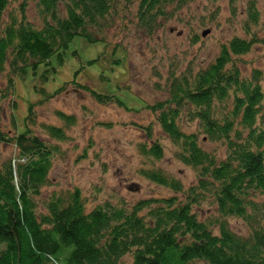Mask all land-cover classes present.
Returning <instances> with one entry per match:
<instances>
[{
	"label": "trees",
	"instance_id": "trees-1",
	"mask_svg": "<svg viewBox=\"0 0 264 264\" xmlns=\"http://www.w3.org/2000/svg\"><path fill=\"white\" fill-rule=\"evenodd\" d=\"M28 1L0 0V76L13 92L15 79L35 76L40 82L34 89L42 93L27 102L21 126L16 120L12 132L0 126V145L15 150L14 155L0 156V264H122L124 254L130 264H264L263 73L259 68L246 73L239 66L240 55L261 41L250 28L258 17L254 2L246 5L243 35L220 44L214 58L192 72H176L171 64L166 96L143 104L174 145V156L193 170L194 180L185 185L149 163L138 173L169 188V195L90 205L77 186L41 195L52 161L60 154L64 127L75 117L57 110L62 125L40 123L42 137L27 123L34 119L32 102L68 83L82 86L75 77L82 70L92 75L94 84L83 87L96 101L128 109L111 88L109 74L122 65L124 49L116 43L108 47L109 31L124 22L137 37H148L189 0H31L37 20L26 14ZM75 36L102 43L104 50L47 92L44 84L55 76L52 61L63 63ZM104 53L106 68L84 69L93 68ZM96 78L99 89L94 88ZM179 118L195 121L194 127L183 128ZM152 121L132 123L149 141L138 144L149 161L162 155ZM203 139L218 143L222 155L202 147ZM204 203L212 207V216L201 217ZM231 217L242 220L246 230L232 229Z\"/></svg>",
	"mask_w": 264,
	"mask_h": 264
},
{
	"label": "rangeland",
	"instance_id": "rangeland-1",
	"mask_svg": "<svg viewBox=\"0 0 264 264\" xmlns=\"http://www.w3.org/2000/svg\"><path fill=\"white\" fill-rule=\"evenodd\" d=\"M250 1L254 2L258 13L257 21L250 23V28L261 41L253 43L247 52L240 55L239 66L246 73L252 68H259L263 73L260 82L264 88V0H189L180 9L169 13V17L163 19L162 26L148 37H137L133 29L124 22L123 25L119 22L109 31L108 47L116 43L115 46H122L124 49L122 65L114 66L113 74H109V79H112L111 88H116V94L123 98L128 109L114 102L96 101L83 87L94 84L92 75L88 72L85 74L82 70L75 74L82 86L68 83L58 93L40 102L33 101L34 119L32 123H27L42 137L46 136L40 123L62 125L56 114L57 110L72 113L75 117L73 122L64 127L66 136L59 142L60 154L52 161L48 183L42 188L41 195L44 197L51 190H67L77 186L90 205L102 200L112 202L124 199L133 202L142 197L169 195V188L138 173L140 166L147 167L150 164L185 185L192 182L193 170L174 156V145L160 132L152 121L153 116L144 109L143 104H151L166 96V74L171 64H176V72H192L211 61L219 51L220 44L234 35H243L242 24L246 19V5ZM12 3L16 6L15 2ZM26 14L28 18L37 20L31 0L27 3ZM203 30H206L204 35ZM73 50L76 54H72ZM103 50L102 43H87L75 36L69 43L63 63L59 65L52 61L55 76L44 84L46 91L54 90L61 82L69 79L74 70L87 59ZM107 58L104 53L93 68L84 66V69L101 71L106 68ZM104 72L106 74L108 71ZM114 81L119 87L113 84ZM39 82L37 77L27 74L15 79L13 92L6 89L10 87H6L4 75L0 76L2 128L11 129L15 120L21 126L27 102L42 96L39 90L37 92L34 89ZM96 82L94 88H101L102 84L97 78ZM148 120L152 121L155 138L160 139L162 146L161 157L152 161L139 152L138 144L149 141L132 124L143 125ZM178 122L185 129H192L195 124V121L187 122L183 118H179ZM201 145L215 150L218 155L223 153V148L218 143L203 139ZM14 154L12 145H0L1 157ZM200 206L201 217L214 214L209 204ZM229 226L236 231L246 230L242 220L236 217L229 218ZM120 262L130 264L129 255L124 254Z\"/></svg>",
	"mask_w": 264,
	"mask_h": 264
},
{
	"label": "water",
	"instance_id": "water-1",
	"mask_svg": "<svg viewBox=\"0 0 264 264\" xmlns=\"http://www.w3.org/2000/svg\"><path fill=\"white\" fill-rule=\"evenodd\" d=\"M205 33H206V30H203V31H202V34L204 35Z\"/></svg>",
	"mask_w": 264,
	"mask_h": 264
}]
</instances>
